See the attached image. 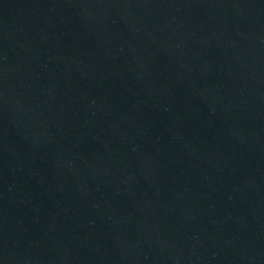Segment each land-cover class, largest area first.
Here are the masks:
<instances>
[{"label":"water","instance_id":"95a60500","mask_svg":"<svg viewBox=\"0 0 264 264\" xmlns=\"http://www.w3.org/2000/svg\"><path fill=\"white\" fill-rule=\"evenodd\" d=\"M0 264H264V0H0Z\"/></svg>","mask_w":264,"mask_h":264}]
</instances>
